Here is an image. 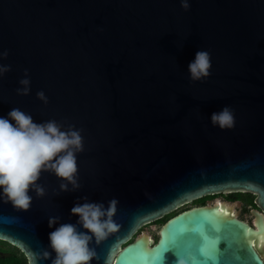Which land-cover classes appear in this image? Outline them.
I'll return each instance as SVG.
<instances>
[{
  "label": "water",
  "instance_id": "1",
  "mask_svg": "<svg viewBox=\"0 0 264 264\" xmlns=\"http://www.w3.org/2000/svg\"><path fill=\"white\" fill-rule=\"evenodd\" d=\"M189 3L186 11L181 0H0L8 52L0 64L11 66L0 76V117L19 108L36 123L74 125L83 138L78 191L60 192L43 172L47 194L30 191L28 211L0 197V240L28 264L51 251L60 223H76L71 209L84 196L105 207L118 200L121 226L99 245L93 239L91 264H176V253L187 264H264V0ZM199 50L210 53V75L193 81L188 64ZM25 70L27 96L16 92ZM225 106L235 124L222 130L210 117ZM230 191L253 194L252 224L236 202L216 200L168 217L156 241L148 229L132 239L193 199ZM200 246L211 251L202 256Z\"/></svg>",
  "mask_w": 264,
  "mask_h": 264
},
{
  "label": "clouds",
  "instance_id": "2",
  "mask_svg": "<svg viewBox=\"0 0 264 264\" xmlns=\"http://www.w3.org/2000/svg\"><path fill=\"white\" fill-rule=\"evenodd\" d=\"M181 6L187 11L190 8L189 0H181ZM7 56V51L0 52V58ZM210 68V53L204 50L197 51L194 60L188 64L193 81L209 76ZM10 71V65L0 64V76ZM24 75L25 78L19 81L22 87L17 88L16 92L27 96L31 91V81L27 70ZM36 96L47 103L43 91L37 92ZM210 121L222 130L232 128L235 124L233 110L225 106L219 112H213ZM81 151V130L74 125L65 127L55 120L36 123L31 114L13 108L7 118L0 117V197L6 198V202H11L15 208L28 211L33 203L30 191H34L39 198L47 194L45 187L38 183L43 172H51L61 181L60 192L78 191L81 185L76 154ZM80 199L84 202L78 201L71 209V214L79 219L75 224L60 223L50 232L51 251L41 249L32 253V264H41L45 260H51V264H91L94 259H99L91 245L93 239L99 245L110 234L119 231L121 226L114 220L118 200L113 198L105 207L103 202L89 201L87 196ZM59 221L58 216L49 217L48 225L51 228ZM204 235L208 236L206 230ZM52 253H55L54 258ZM176 255V264H187L183 257ZM105 264H108V258Z\"/></svg>",
  "mask_w": 264,
  "mask_h": 264
},
{
  "label": "flooded vegetation",
  "instance_id": "3",
  "mask_svg": "<svg viewBox=\"0 0 264 264\" xmlns=\"http://www.w3.org/2000/svg\"><path fill=\"white\" fill-rule=\"evenodd\" d=\"M250 197H252V199H253V194H251L249 192H244V191H230V192H226V193H215V194L203 195L201 197L193 199L181 207L187 208V207H191V206H195V205L208 204L209 202H211V204H212L216 200H227L230 202H236V209L239 212L238 213L239 218H241V219L247 221L248 223L252 224V216L250 215L249 211L251 208H254L256 206H255L253 201H252V203L247 201ZM164 221H162V223ZM147 225L148 224H145L144 226L139 228L137 230V232L133 235L132 239L137 235L138 232L142 231L143 229H147L148 228ZM151 236L154 239V241H156V239L158 237V231H157L156 235L151 234ZM1 241H3V240H1ZM6 245H8L10 248L7 247ZM8 252H10L11 256L13 258H15L16 254H19L20 250L17 247L9 244L6 241L0 242V257L1 258L5 257V255H7Z\"/></svg>",
  "mask_w": 264,
  "mask_h": 264
},
{
  "label": "trees",
  "instance_id": "4",
  "mask_svg": "<svg viewBox=\"0 0 264 264\" xmlns=\"http://www.w3.org/2000/svg\"><path fill=\"white\" fill-rule=\"evenodd\" d=\"M248 202L252 203L253 199L252 197H250L248 200ZM184 209V207L179 208L178 210L171 212L170 214H168L164 219H167L168 217H170L171 215L175 214L176 212L180 211ZM0 242H3L0 240ZM7 247H9L8 245H6ZM10 248V247H9ZM9 250V249H8ZM0 264H28L26 256L20 251L19 254H16V257L13 258L10 254V252H8L7 255H5V257L1 258L0 257Z\"/></svg>",
  "mask_w": 264,
  "mask_h": 264
},
{
  "label": "snow or ice",
  "instance_id": "5",
  "mask_svg": "<svg viewBox=\"0 0 264 264\" xmlns=\"http://www.w3.org/2000/svg\"><path fill=\"white\" fill-rule=\"evenodd\" d=\"M184 231H187V229L185 228V229H183L182 230V233L181 234H183V232ZM202 236H203V238H204V240L205 241H207V240H209V239H212V238H209L207 235H204V234H202ZM221 238L220 237H215V254L218 256L219 255V249H218V247H217V244H218V242H219V240H220ZM173 244H170V245H168V246H166L163 250H161L159 253H157L156 254V259L157 260H159L160 262H162V260H163V258H164V256H163V254L166 252V251H168V249L170 248V247H175V237L173 238ZM208 251H211V249L210 248H206L205 246H200L199 248H198V252H199V254L200 255H205V253L206 252H208Z\"/></svg>",
  "mask_w": 264,
  "mask_h": 264
},
{
  "label": "rangeland",
  "instance_id": "6",
  "mask_svg": "<svg viewBox=\"0 0 264 264\" xmlns=\"http://www.w3.org/2000/svg\"><path fill=\"white\" fill-rule=\"evenodd\" d=\"M168 214H170V213H168ZM168 214H166V215H164L162 218H160V219H158V220H156V221H153V222H150L147 226H148V231L151 233V234H157V231H158V228L160 227V225H161V223H162V221H163V219L168 215ZM249 217V216H248Z\"/></svg>",
  "mask_w": 264,
  "mask_h": 264
}]
</instances>
